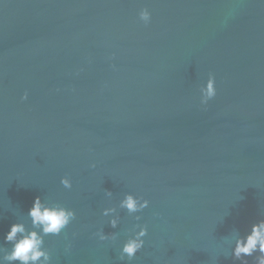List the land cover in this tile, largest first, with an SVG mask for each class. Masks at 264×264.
Returning a JSON list of instances; mask_svg holds the SVG:
<instances>
[{"label": "water", "instance_id": "1", "mask_svg": "<svg viewBox=\"0 0 264 264\" xmlns=\"http://www.w3.org/2000/svg\"><path fill=\"white\" fill-rule=\"evenodd\" d=\"M128 192L149 206L113 229ZM36 196L76 212L52 264H241L229 242L264 218V0H0V243Z\"/></svg>", "mask_w": 264, "mask_h": 264}, {"label": "clouds", "instance_id": "2", "mask_svg": "<svg viewBox=\"0 0 264 264\" xmlns=\"http://www.w3.org/2000/svg\"><path fill=\"white\" fill-rule=\"evenodd\" d=\"M139 20L148 24L151 22V13L148 8L139 11ZM200 104L207 106L209 101L217 95L215 75L209 73L205 84L200 89ZM28 98L27 92L21 97L22 100ZM95 165H93L94 167ZM61 184L66 189L72 187L71 180L65 176L61 178ZM105 195L111 197L113 193L105 189ZM149 200L131 192L125 193L119 200L118 207H105L102 215L108 218V225L116 229L120 223L119 209L126 210L128 215L134 216L139 221L144 209L148 208ZM30 227L23 221L14 222L9 226L7 232L3 234L0 243V264H52L50 251L45 247V237L49 235L59 236L65 228L76 218V212L59 203H49L36 196L31 207L26 213ZM132 234L123 242L120 248V260L131 262L136 254L144 247V237L148 234L146 225L135 224L131 230ZM94 235L101 241L115 239L116 232L105 233L103 228L99 229ZM230 248V253L234 261L241 264H248L245 257H253L254 264H264V218L252 223L250 230L244 234H235L234 243ZM71 245L65 246V250L70 249ZM256 254V255H254Z\"/></svg>", "mask_w": 264, "mask_h": 264}]
</instances>
